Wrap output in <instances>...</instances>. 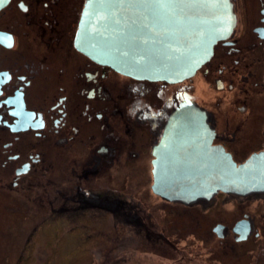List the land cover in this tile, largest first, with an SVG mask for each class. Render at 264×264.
Wrapping results in <instances>:
<instances>
[{
	"label": "flooded vegetation",
	"instance_id": "flooded-vegetation-1",
	"mask_svg": "<svg viewBox=\"0 0 264 264\" xmlns=\"http://www.w3.org/2000/svg\"><path fill=\"white\" fill-rule=\"evenodd\" d=\"M87 1L8 0L0 8V219L37 221L27 238L47 225L57 233L61 224L75 232L110 223L118 238L151 239L158 236L148 225L153 210L209 211L229 197L238 200L239 218L211 227L220 246L228 236L233 252L260 242L264 218L247 208L258 209L264 194L218 193L185 204L153 187L157 153L187 151L178 131L175 146L163 145L181 105L204 117L201 126L181 129L193 154L206 141L237 165L264 152V0H230L232 33L195 74L174 84L135 79L86 55L78 32ZM27 206L30 217L22 214ZM239 223L247 238L234 232Z\"/></svg>",
	"mask_w": 264,
	"mask_h": 264
},
{
	"label": "water",
	"instance_id": "water-1",
	"mask_svg": "<svg viewBox=\"0 0 264 264\" xmlns=\"http://www.w3.org/2000/svg\"><path fill=\"white\" fill-rule=\"evenodd\" d=\"M7 1L0 0V8ZM234 26L230 0H88L78 36L86 55L115 71L174 84L195 74ZM203 119L199 109L184 105L170 119L174 131L167 134L163 145L175 146L178 131L187 151L181 155L157 153L154 192L185 204L209 201L217 193L237 197L264 194V152L237 165L223 151L210 149L206 141V149L195 143L203 152L193 154V142L181 129L199 127ZM234 232L243 239L249 235L242 223Z\"/></svg>",
	"mask_w": 264,
	"mask_h": 264
},
{
	"label": "rangeland",
	"instance_id": "rangeland-1",
	"mask_svg": "<svg viewBox=\"0 0 264 264\" xmlns=\"http://www.w3.org/2000/svg\"><path fill=\"white\" fill-rule=\"evenodd\" d=\"M146 200L152 205L150 197ZM223 200L227 202L213 204L209 211L176 207H166L163 212L153 210L154 218L151 216L148 225L158 236L149 235L151 239L118 238L110 223L102 229L93 230L91 226L75 232L70 231L75 225L61 224L57 233H52L53 227L47 225L35 238H27L37 221H18L20 216L16 215L6 221L0 219V264H264V229H260V242L239 246L236 252L228 247L233 243L231 236L222 247L220 239L211 232L216 223L229 225L239 218L238 200ZM253 206L251 203L247 210L264 218V204L260 203L258 209ZM171 210L173 215L168 213ZM24 211V217L34 213L29 206ZM251 249H255L254 253L247 255Z\"/></svg>",
	"mask_w": 264,
	"mask_h": 264
},
{
	"label": "bare ground",
	"instance_id": "bare-ground-1",
	"mask_svg": "<svg viewBox=\"0 0 264 264\" xmlns=\"http://www.w3.org/2000/svg\"><path fill=\"white\" fill-rule=\"evenodd\" d=\"M217 194H218V193H217ZM217 194H216V195H217ZM216 195H215V196H216ZM215 196H213V197L210 199V201L214 200ZM197 202H198V201H197ZM197 202H196V203H197Z\"/></svg>",
	"mask_w": 264,
	"mask_h": 264
},
{
	"label": "snow or ice",
	"instance_id": "snow-or-ice-1",
	"mask_svg": "<svg viewBox=\"0 0 264 264\" xmlns=\"http://www.w3.org/2000/svg\"><path fill=\"white\" fill-rule=\"evenodd\" d=\"M10 46V45H9Z\"/></svg>",
	"mask_w": 264,
	"mask_h": 264
}]
</instances>
